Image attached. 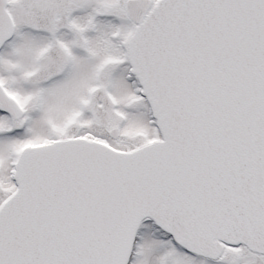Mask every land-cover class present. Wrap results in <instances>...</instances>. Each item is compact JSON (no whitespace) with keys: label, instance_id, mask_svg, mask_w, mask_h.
Listing matches in <instances>:
<instances>
[{"label":"snow or ice","instance_id":"snow-or-ice-1","mask_svg":"<svg viewBox=\"0 0 264 264\" xmlns=\"http://www.w3.org/2000/svg\"><path fill=\"white\" fill-rule=\"evenodd\" d=\"M0 264H264V0H0Z\"/></svg>","mask_w":264,"mask_h":264}]
</instances>
